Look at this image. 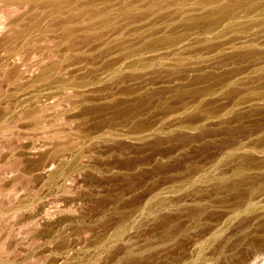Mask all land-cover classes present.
Returning <instances> with one entry per match:
<instances>
[{
  "label": "rangeland",
  "instance_id": "rangeland-1",
  "mask_svg": "<svg viewBox=\"0 0 264 264\" xmlns=\"http://www.w3.org/2000/svg\"><path fill=\"white\" fill-rule=\"evenodd\" d=\"M0 264H264V0H0Z\"/></svg>",
  "mask_w": 264,
  "mask_h": 264
}]
</instances>
